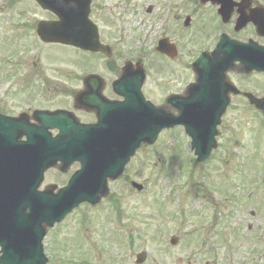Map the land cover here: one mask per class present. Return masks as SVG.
Wrapping results in <instances>:
<instances>
[{
	"label": "rangeland",
	"instance_id": "obj_1",
	"mask_svg": "<svg viewBox=\"0 0 264 264\" xmlns=\"http://www.w3.org/2000/svg\"><path fill=\"white\" fill-rule=\"evenodd\" d=\"M159 1L154 3L155 19L163 16ZM10 2L12 0H0V97L11 87L5 77L14 72L17 87L5 102L0 99V109L5 106L10 112H18L27 107L21 105L24 97L35 95L26 90L28 81H32L29 74L34 69L39 74L38 82L44 81L51 88L57 84V92H64L60 84L72 87L85 72V53L67 45L42 42L34 34L36 23L30 21L23 25L22 8L14 9L8 4ZM146 4L139 8V15L143 14ZM25 6V12H30L27 19L44 17V13ZM134 14L135 9L128 18L136 35L120 42L123 57L134 56L148 48L150 37H156L160 29L159 20L155 23L151 22L152 17L149 20L139 16L134 18ZM202 24L201 35L197 33L199 26L186 30L182 45L186 65L199 49L210 46L216 38L217 33L213 35L214 32L207 30L208 22ZM17 40L20 45H16ZM189 74L185 68L182 72L185 81L192 78ZM258 81L260 87L256 84ZM246 83L249 89L264 94V80L258 75L247 79ZM52 91L47 96L54 97ZM26 92L28 95H23ZM45 95H40L42 104L33 102V106H51L52 97L45 98ZM57 97L59 99L61 95ZM246 104L245 101H234L226 119L230 129L222 131L218 140L221 146L202 163L203 174L185 172L186 167L194 168L195 155L192 150L190 152L186 137L176 135V132L173 136L162 137L153 148L141 147L134 166L136 180L144 185V190L130 189L129 192L125 189L117 197L122 209L131 206V212L118 219L116 212L110 209L93 208L88 210L86 218L78 210L54 227V246L50 241L46 242L51 256L49 264H77L84 256L90 259L102 256L103 260L113 259L115 264H135L136 254L143 249L148 254L143 264H176L178 258L188 264H264V116L260 117ZM190 178L202 183L199 196L192 191ZM48 179H57L54 172L49 173ZM225 181L232 185L233 210L228 207ZM221 186H225L223 192ZM175 193L182 195L176 199ZM102 206L106 207V204ZM182 207L187 211V217H180ZM197 225L198 230L205 226V235L211 233L207 244H201L203 234L188 230ZM185 230H188L187 236ZM174 234L179 236V242L171 246L169 239ZM91 261L97 264V260Z\"/></svg>",
	"mask_w": 264,
	"mask_h": 264
},
{
	"label": "flooded vegetation",
	"instance_id": "obj_2",
	"mask_svg": "<svg viewBox=\"0 0 264 264\" xmlns=\"http://www.w3.org/2000/svg\"><path fill=\"white\" fill-rule=\"evenodd\" d=\"M27 1L29 2V8H35L40 13L44 12L45 14L44 17L29 19V22L33 21L37 25L41 20L58 22L63 19L62 21L73 25L71 29L73 38H98L101 43L109 46V48H104L100 51L82 50L75 47L78 51L85 53V72L80 74L81 78L78 77V82L72 87L67 86L65 83L60 84L65 90L64 92H57L56 83V87L51 88L44 81L38 82L39 80H36V78L39 77V74L34 69L29 74V79L32 81H28L26 90L30 94L34 92L35 95L24 97L21 102L27 107L19 112H10L6 108L3 110V113L11 116L29 114L30 121L39 125L40 119L32 116L34 110L59 112L54 124L61 125L63 131H70V133H75V130L72 129L74 124H82L84 135L86 125L101 127V131L104 128L112 130L116 127V116L121 111V107L125 110H132L139 100V92L136 90L139 79L143 80L140 85V93L145 101L156 107L163 108L167 113L176 115L178 111L171 101L187 97L189 85L197 79V74L195 73L192 76L193 79L188 81H185V77L182 75L183 70L186 68L182 45L187 29L190 30L199 26L197 33L201 35L202 23L208 22L209 25L212 24L207 29L209 32H215L219 27H223L230 40H237L241 43L253 41L254 46L252 47L254 51L259 50V47L264 48V35L258 31L257 26L252 21L242 27L238 25L241 15L251 17L259 15L260 12L264 15V0H230L229 16L225 23L222 22L218 13L219 5L215 2H205L203 0H188L187 2L186 0H167L166 2H160L159 0H72V5L63 18L52 12L43 11L35 0ZM158 1L162 8L163 16L160 19H155L153 17L155 11L154 3ZM25 2L26 0H12L8 4L14 9L22 8L21 10L24 13ZM145 2L147 4L143 6V14L139 15V8ZM133 9H135L134 18L139 16L149 20L152 17L151 22L155 23L159 20L160 29L156 37H150L151 41L146 54L123 57L122 51L119 49L120 42L134 38L136 35L135 28L130 25L131 22L128 18ZM20 14L22 13L20 12ZM23 18L25 16L21 20ZM18 22L16 23L18 24ZM148 34L149 31L146 35ZM165 38L175 44L177 52L170 49V47L169 51L164 53L157 50L158 42ZM198 39L203 38L198 37ZM215 45L216 42L214 41L207 49L202 50L211 51ZM200 52L197 53L194 59ZM88 56L92 58L90 59ZM141 64L145 67L143 68ZM125 66L128 69V73L124 75V81L121 82L120 80L126 71ZM234 66L235 69L229 72V77L240 91L238 94L232 92L229 94L230 104L221 118L219 130L230 129V126L225 121L234 101H245L248 107L252 106L255 108L244 94L252 91L256 97H264V94H260L258 90L249 89L246 83L247 79L255 75L264 80V73L256 71H252L248 75L239 73V68L241 67L239 61L234 62ZM141 69L144 70V78L141 77ZM256 84L260 87L259 81ZM52 89L55 96H47ZM27 92L23 95H28ZM194 92L195 95L198 94L201 97L202 91L199 88H195ZM44 93H46L45 98L52 97L50 99L52 101L51 106L40 105L32 109L31 104L33 102L43 103L40 95L43 97ZM11 94L13 93L11 92ZM59 95H61V98L58 99L57 96ZM30 98L33 101L30 102ZM128 100L133 106H124ZM26 101L29 102L26 104ZM138 107L139 105L136 106L135 110ZM178 130L182 133L185 132L182 126H179ZM60 131L59 127L49 130L53 136L59 134ZM135 162V157H133L126 166L123 176L117 181L110 182L111 190L116 184L121 183L124 186L123 190L126 189L131 192V181L136 179ZM60 165L61 162H58L54 168L49 169L45 173L46 179L40 187L41 190L52 187L53 191H57L80 168V163L77 161L70 163L64 171L59 169ZM51 171L54 172L57 178L52 181L48 179V174ZM231 193L232 185L228 184L226 186V198L228 199V207L232 210L233 198ZM110 196V199L117 198L114 197V194L113 196L110 194ZM54 237H50V240L46 239V242L50 241L51 246L54 244ZM79 260L81 262L77 264H94L91 260H97V264H115L114 260L109 258L107 260H103V258L90 259L85 256L82 259L79 258ZM74 261L76 262V259ZM68 264H74V262ZM181 264L188 263H183L182 261Z\"/></svg>",
	"mask_w": 264,
	"mask_h": 264
},
{
	"label": "water",
	"instance_id": "obj_3",
	"mask_svg": "<svg viewBox=\"0 0 264 264\" xmlns=\"http://www.w3.org/2000/svg\"><path fill=\"white\" fill-rule=\"evenodd\" d=\"M43 8L51 10L61 9V2L55 0H37ZM226 10L224 5L223 11ZM47 27V30L44 28ZM62 24L39 25V33L42 39L46 41H60L63 43H78L66 38H60V28ZM82 47H85L83 42H79ZM250 48H240L237 45H231L226 40L219 42L217 50L214 52V58L211 62L204 61L208 65L205 70L207 77L205 78V86L207 90H211L212 95L209 101L202 100H187L182 108L181 115L177 118L170 119L151 113L147 109L139 107L136 109L135 105L132 110H125L119 113L116 117L117 125L112 130L105 131L102 135H86L85 142L82 136L67 137L65 140L44 142L39 145V136H36V144L31 145V142L24 143V147L4 148L0 141V195H7L10 185L21 187L22 191L20 197L27 205H29L30 212L21 214L20 216L13 215L16 225L19 229H24L30 232L38 239V252L35 259H19L15 255H8V250L3 246V256L0 258V264H37L38 253L40 252V239L43 230L41 223L45 222L48 225H53L57 220L70 211L79 202L85 199L91 201L87 194L93 192L91 186L96 184L100 177L103 178L100 188L104 186V177L99 175L104 166L103 161L109 159L106 157L109 154H115L116 158L121 157L122 164L118 165L119 172L123 168V163L127 161L130 154L135 151V148L140 145L142 140H149L153 142L157 133L163 127H169L174 124H184L187 131L191 134L193 139V146L196 147V154L198 160H204L208 157L210 146L213 145V135L215 134V125L219 114L222 111V98L219 90L220 79L222 74L230 67L234 60H241L246 63L252 62L264 69V53L255 55ZM220 78V79H219ZM264 109V102L261 104ZM218 114V115H217ZM217 115V119H216ZM4 124V121H1ZM31 137V136H30ZM32 138V137H31ZM35 139V137H33ZM95 155L98 157L95 158ZM86 156L85 175L80 173L76 179L71 180L69 186L61 191L55 197L37 198L31 193L33 187H28L32 180H34V172H36V179L42 175V169L49 166L51 161L57 159L68 160L73 157L83 159ZM15 161V162H12ZM98 164H102L97 167ZM103 174V173H102ZM85 179V180H82ZM141 189L140 185H136ZM86 189V190H85ZM19 192V191H18ZM33 192V191H32ZM31 193V194H30ZM86 193V194H85ZM83 196V199H77ZM96 198L92 200L95 202ZM10 214L0 215V228L9 226L8 221L11 220ZM22 226V227H21ZM175 242V240H174ZM15 248L21 247L16 245ZM145 252L138 255V261L145 258ZM43 263V261L41 262ZM40 263V264H41Z\"/></svg>",
	"mask_w": 264,
	"mask_h": 264
}]
</instances>
